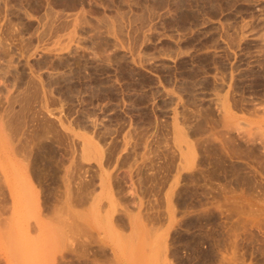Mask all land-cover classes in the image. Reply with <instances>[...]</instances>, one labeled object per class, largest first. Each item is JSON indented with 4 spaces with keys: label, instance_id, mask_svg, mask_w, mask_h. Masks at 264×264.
<instances>
[{
    "label": "rangeland",
    "instance_id": "1",
    "mask_svg": "<svg viewBox=\"0 0 264 264\" xmlns=\"http://www.w3.org/2000/svg\"><path fill=\"white\" fill-rule=\"evenodd\" d=\"M83 263L264 264V0H0V264Z\"/></svg>",
    "mask_w": 264,
    "mask_h": 264
},
{
    "label": "crops",
    "instance_id": "2",
    "mask_svg": "<svg viewBox=\"0 0 264 264\" xmlns=\"http://www.w3.org/2000/svg\"><path fill=\"white\" fill-rule=\"evenodd\" d=\"M37 173V172H36ZM35 176H36V174H35ZM75 196V195H74ZM73 202L77 205V206H81V205H83L84 203H85V200H84V197H80V194H78L76 197H73ZM72 200L71 201H67L68 203H70V204H68V205H71V202H72ZM82 200V201H81ZM79 215H80V218L84 221V217H85V215H84V211L82 212V211H80L79 212ZM84 223V222H83ZM76 226V225H75ZM74 226V227H75ZM78 227V226H77ZM79 228V227H78Z\"/></svg>",
    "mask_w": 264,
    "mask_h": 264
},
{
    "label": "bare ground",
    "instance_id": "3",
    "mask_svg": "<svg viewBox=\"0 0 264 264\" xmlns=\"http://www.w3.org/2000/svg\"><path fill=\"white\" fill-rule=\"evenodd\" d=\"M156 2H157V1H156ZM158 4H159V3H158ZM35 172H36V171H35ZM36 174H39V173H36ZM254 174H255V173H254ZM36 176H37V175H36ZM224 176H225V175H224ZM39 177H40V174H39ZM39 177H38V178H39ZM41 179H42V178H41ZM16 189H17V188H15V190H16ZM16 191H17V190H16ZM16 191H15V192H16ZM21 191H22V190H21ZM15 194H17V193H15ZM16 197H17V196H16ZM17 198H18V197H17ZM21 198H22V197H21ZM22 200H23V199H22ZM22 200H21V201H22ZM81 201H82V200H81ZM237 201H238V200H237ZM18 203H19V202H18ZM18 203H16V204H18ZM67 203H68V202H67ZM68 204H70V203H68ZM18 205H19V204H18ZM76 223H77V222H76ZM17 252H18V251H17ZM80 253H81V252H80ZM80 253H78V254H80ZM84 254H85V253H84ZM84 261H85V260H84ZM229 262H230V261H229ZM83 264H84V263H83Z\"/></svg>",
    "mask_w": 264,
    "mask_h": 264
}]
</instances>
